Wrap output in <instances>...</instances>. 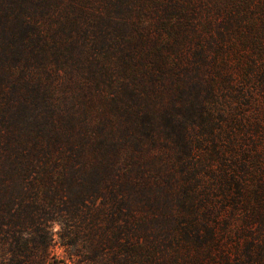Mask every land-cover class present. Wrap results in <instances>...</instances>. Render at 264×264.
<instances>
[{
    "label": "rangeland",
    "instance_id": "374dc122",
    "mask_svg": "<svg viewBox=\"0 0 264 264\" xmlns=\"http://www.w3.org/2000/svg\"><path fill=\"white\" fill-rule=\"evenodd\" d=\"M34 4L40 36L33 35L30 49L47 65L32 62L17 75L44 93L56 114L87 110L91 120L107 117L116 130L125 118L111 104L124 84L139 89L150 108L189 87L192 119L179 117L189 156L183 146L161 141L147 155L155 154L165 176L172 173L180 199L210 216L225 250L238 254L241 238L254 237L264 264V0ZM158 60L163 66L151 77ZM60 230L55 222L49 264H85L61 244ZM4 251L0 245V264ZM226 260L217 254L212 263Z\"/></svg>",
    "mask_w": 264,
    "mask_h": 264
},
{
    "label": "trees",
    "instance_id": "16d2710c",
    "mask_svg": "<svg viewBox=\"0 0 264 264\" xmlns=\"http://www.w3.org/2000/svg\"><path fill=\"white\" fill-rule=\"evenodd\" d=\"M34 2L0 0L2 263L49 264L57 222L61 244L85 264H213L217 254L225 264H260L254 237L241 238L238 254L225 250L210 216L180 199L172 173L165 176L155 154L147 155L161 141L189 156L179 119H192L189 87L150 108L139 89L124 84L111 102L125 118L116 130L87 110L56 114L46 95L17 75L32 62L47 65L30 49L40 36ZM162 66L155 62L151 77Z\"/></svg>",
    "mask_w": 264,
    "mask_h": 264
}]
</instances>
